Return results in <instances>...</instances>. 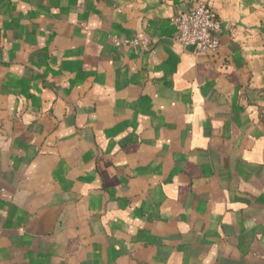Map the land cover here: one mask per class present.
<instances>
[{
	"label": "crops",
	"instance_id": "crops-1",
	"mask_svg": "<svg viewBox=\"0 0 264 264\" xmlns=\"http://www.w3.org/2000/svg\"><path fill=\"white\" fill-rule=\"evenodd\" d=\"M205 1L0 0V264H264V0Z\"/></svg>",
	"mask_w": 264,
	"mask_h": 264
},
{
	"label": "built area",
	"instance_id": "built-area-1",
	"mask_svg": "<svg viewBox=\"0 0 264 264\" xmlns=\"http://www.w3.org/2000/svg\"><path fill=\"white\" fill-rule=\"evenodd\" d=\"M195 5L180 13L176 19L178 39L186 47H192L195 53L215 51L220 45L218 33L221 28L215 13L205 0H193ZM130 44L146 45L148 38H136Z\"/></svg>",
	"mask_w": 264,
	"mask_h": 264
}]
</instances>
